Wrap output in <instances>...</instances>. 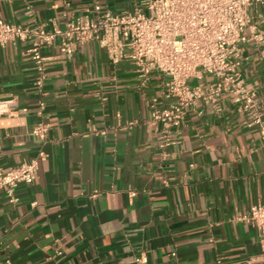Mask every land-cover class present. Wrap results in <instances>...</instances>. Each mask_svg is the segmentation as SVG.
I'll return each mask as SVG.
<instances>
[{
  "label": "crops",
  "instance_id": "crops-1",
  "mask_svg": "<svg viewBox=\"0 0 264 264\" xmlns=\"http://www.w3.org/2000/svg\"><path fill=\"white\" fill-rule=\"evenodd\" d=\"M96 3L122 12L134 0H0V23L65 29ZM250 15L264 36V5ZM60 43L43 49L42 88L32 40L0 46V98L18 100L0 122V168L45 154L17 203L1 193L0 264H262L243 216L264 202V140L231 96L189 108L167 140L152 120V102L168 103L162 75L141 85L99 41L70 55ZM243 52L245 84L264 105V43ZM41 121L44 141L32 134Z\"/></svg>",
  "mask_w": 264,
  "mask_h": 264
},
{
  "label": "built area",
  "instance_id": "built-area-1",
  "mask_svg": "<svg viewBox=\"0 0 264 264\" xmlns=\"http://www.w3.org/2000/svg\"><path fill=\"white\" fill-rule=\"evenodd\" d=\"M261 5L264 0H134L130 10L116 12L96 3L93 17L70 21L65 29L1 22L0 46L32 40L28 52L42 88L48 60L44 47L61 38L60 53L70 55L78 44L97 40L107 49L112 63H132L141 85L148 84L155 72L165 78L162 97L168 103L159 106L156 100L152 102V120L162 123L163 138L169 140L192 106L202 102L218 107L228 95L264 140V105L257 91L246 86L241 71L246 60L243 45L251 39L264 43L250 15L251 7ZM45 105L41 101L40 109ZM17 106V97L0 98V122ZM48 131V124L41 121L32 134L44 141ZM44 157L40 151L29 162L7 170L0 168V196L6 190L11 201L17 203V188L35 181ZM243 220L259 232L264 264V202L253 205Z\"/></svg>",
  "mask_w": 264,
  "mask_h": 264
}]
</instances>
